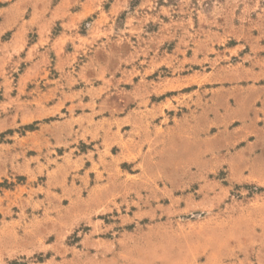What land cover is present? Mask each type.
Wrapping results in <instances>:
<instances>
[{
    "label": "rangeland",
    "instance_id": "rangeland-1",
    "mask_svg": "<svg viewBox=\"0 0 264 264\" xmlns=\"http://www.w3.org/2000/svg\"><path fill=\"white\" fill-rule=\"evenodd\" d=\"M0 264H264V0H0Z\"/></svg>",
    "mask_w": 264,
    "mask_h": 264
}]
</instances>
